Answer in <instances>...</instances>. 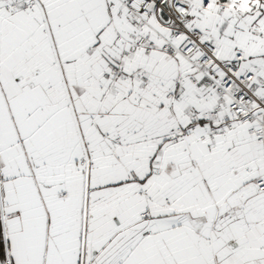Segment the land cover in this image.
Here are the masks:
<instances>
[{
	"label": "snow or ice",
	"instance_id": "obj_1",
	"mask_svg": "<svg viewBox=\"0 0 264 264\" xmlns=\"http://www.w3.org/2000/svg\"><path fill=\"white\" fill-rule=\"evenodd\" d=\"M0 264H264V0H0Z\"/></svg>",
	"mask_w": 264,
	"mask_h": 264
}]
</instances>
